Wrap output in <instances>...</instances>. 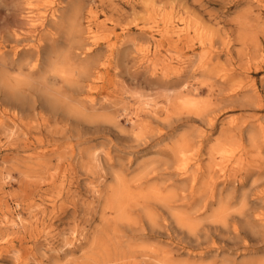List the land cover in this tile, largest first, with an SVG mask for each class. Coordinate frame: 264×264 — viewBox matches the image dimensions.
Here are the masks:
<instances>
[{
  "label": "rangeland",
  "instance_id": "374dc122",
  "mask_svg": "<svg viewBox=\"0 0 264 264\" xmlns=\"http://www.w3.org/2000/svg\"><path fill=\"white\" fill-rule=\"evenodd\" d=\"M0 264H264V0H0Z\"/></svg>",
  "mask_w": 264,
  "mask_h": 264
},
{
  "label": "bare ground",
  "instance_id": "6f19581e",
  "mask_svg": "<svg viewBox=\"0 0 264 264\" xmlns=\"http://www.w3.org/2000/svg\"><path fill=\"white\" fill-rule=\"evenodd\" d=\"M21 90V89H20Z\"/></svg>",
  "mask_w": 264,
  "mask_h": 264
}]
</instances>
